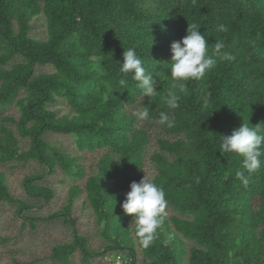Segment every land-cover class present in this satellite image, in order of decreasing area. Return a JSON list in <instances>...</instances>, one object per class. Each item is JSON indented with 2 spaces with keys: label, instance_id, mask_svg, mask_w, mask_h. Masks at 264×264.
<instances>
[{
  "label": "trees",
  "instance_id": "trees-1",
  "mask_svg": "<svg viewBox=\"0 0 264 264\" xmlns=\"http://www.w3.org/2000/svg\"><path fill=\"white\" fill-rule=\"evenodd\" d=\"M39 16L43 38L31 34V21ZM191 24L206 36L210 54L222 41V51L234 59L218 60L203 80L185 82L180 106L172 110L174 127L167 128L156 121L160 111H169L163 97L173 82L170 46ZM221 24L226 32L217 30ZM129 47L149 70L157 65L151 102L142 100L131 77L128 89L118 84ZM135 105L147 108L151 119L138 121L131 112ZM10 107L17 113L3 114ZM242 123L264 124V0H0V163L35 161L43 167L22 179L27 199L13 196L0 170V203L16 205L17 214L33 224L35 218L23 214L35 207L30 200L54 196L40 182L43 174L58 168L83 175L78 157L46 140L47 134L70 136L78 151L104 150L83 186L72 183L67 203L51 215L72 229L69 242L52 246L53 263L73 264L78 250L80 264H89L92 253L70 214L84 193L104 251H127L122 264H135L136 247L145 264H182L183 238L193 242L188 264H264V164L245 187L235 177L242 158L219 150L221 135ZM154 129L160 132L155 137ZM145 163L175 211L148 249L140 247L132 216L121 207L131 182L147 176ZM169 233H175L170 242Z\"/></svg>",
  "mask_w": 264,
  "mask_h": 264
},
{
  "label": "clouds",
  "instance_id": "clouds-1",
  "mask_svg": "<svg viewBox=\"0 0 264 264\" xmlns=\"http://www.w3.org/2000/svg\"><path fill=\"white\" fill-rule=\"evenodd\" d=\"M199 25L191 24L187 35L179 41H173L170 46L171 60L167 66L173 81L164 95V103L169 111H160L157 123L167 128L174 127V113L179 108L180 93L186 91V81L203 80L215 68L218 60L230 61L234 57L222 51L224 43L217 41L212 53H209L206 36L198 31ZM219 32H226L223 24L217 26ZM153 43V42H152ZM121 78L118 81L120 88L128 89V77L135 82L142 97H149L150 102L157 95V80L159 76L157 65L149 70L134 47L123 52V62L119 65ZM177 89L179 91H177ZM132 115L138 121L151 119L147 108L133 111ZM264 124L249 126L242 123L234 128L230 135H221L219 150L222 155L235 154L242 158V168L235 172V177L243 186L247 187L249 176L257 172L264 164ZM119 161L120 158H113ZM246 173L248 175H246ZM125 214L132 216L134 235L143 249H148L159 237V230L168 216V200L161 186L150 180L146 175L139 181L130 184V191L125 194L121 205ZM175 233H169L170 242Z\"/></svg>",
  "mask_w": 264,
  "mask_h": 264
},
{
  "label": "rangeland",
  "instance_id": "rangeland-1",
  "mask_svg": "<svg viewBox=\"0 0 264 264\" xmlns=\"http://www.w3.org/2000/svg\"><path fill=\"white\" fill-rule=\"evenodd\" d=\"M31 34L36 38H43L46 35L42 17L39 16L31 21ZM65 108L61 106V111H64ZM136 110L142 109L136 105L131 107V112ZM5 113L16 114L17 112L14 107H10L3 111V114ZM158 134L160 132L155 131L153 136ZM45 139L67 148L72 155L77 156L78 162L82 166L83 175L80 178L73 177L58 168L52 173L43 174V179L40 182L51 187L54 196L49 201L30 200V203L35 207L29 211H23V214L34 217L33 224L17 214L16 205L9 202L0 203V264H13L15 259L32 264H55L49 258L50 250L55 244L69 242L72 238V229L61 220L60 216L54 218L51 215L67 203L68 188L72 183L83 186L84 180L94 172L97 159L104 151H78L74 147V140L67 135L47 134ZM20 144L26 148L29 142L21 139ZM0 170L5 172L7 184L13 196L20 199H27L22 187L24 176L33 172L43 173V167L35 161H29L20 166L0 163ZM143 171L148 178L152 177L154 173L152 165L146 163ZM167 212L168 216L175 213L169 206ZM70 214L75 220L74 228L78 234L85 237L86 247L92 253L89 264H122L123 260H126L127 251H104L105 240L100 235L91 208L84 204V193H80L74 200ZM183 239L186 253L182 264H188V250L193 242L186 238ZM80 258L81 254L76 250L72 254V263L80 264ZM134 260L135 264H145L144 256L138 247H136Z\"/></svg>",
  "mask_w": 264,
  "mask_h": 264
}]
</instances>
